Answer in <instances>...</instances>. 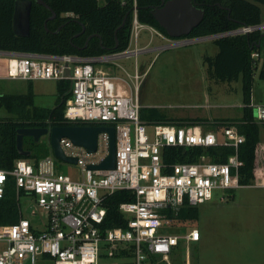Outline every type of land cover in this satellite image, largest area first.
I'll use <instances>...</instances> for the list:
<instances>
[{"label": "built area", "instance_id": "built-area-1", "mask_svg": "<svg viewBox=\"0 0 264 264\" xmlns=\"http://www.w3.org/2000/svg\"><path fill=\"white\" fill-rule=\"evenodd\" d=\"M132 6L130 41L121 51L85 56L0 49V55H8L2 76L69 80L65 118L114 126L116 136L115 166L111 169L88 167L100 163L108 154L107 130L98 133L95 151H88L68 137L60 139L65 154L77 157L76 163L58 159L48 141L47 155L38 159L19 158L11 169L0 167V198L12 175L19 202L21 194L29 195L43 212L34 220L21 211L17 222L0 225V240L7 242L0 249V264H41L47 260L54 264H100L102 253L113 256L120 246L130 245L134 264H172L171 255L180 243L199 241L201 233L196 226L179 233L166 231L175 226L167 209L177 214L185 204L198 205L213 198L216 191L264 186L262 160L259 179L241 182L240 168L244 162L239 156V146L246 137L235 121L219 120L206 125L197 121H147L141 117L140 86L146 71L136 62L131 72L117 58L137 56L150 49L147 44H138L143 28L149 29L151 36L163 33L139 19L137 0H133ZM257 29L263 30L264 22L242 24L211 36L249 34ZM196 40L181 37L175 42ZM132 43L135 47H131ZM259 56L258 51L252 52L253 58ZM250 106L254 120L264 124V103L251 102ZM212 145L231 146L234 152L225 161L212 160L207 154L192 162L164 160L168 147ZM260 146L264 148L263 141ZM58 163L77 166L78 175L73 177L59 170ZM118 190L134 195V199L119 204L127 226L107 228L105 200Z\"/></svg>", "mask_w": 264, "mask_h": 264}, {"label": "trees", "instance_id": "trees-1", "mask_svg": "<svg viewBox=\"0 0 264 264\" xmlns=\"http://www.w3.org/2000/svg\"><path fill=\"white\" fill-rule=\"evenodd\" d=\"M56 11L55 18H48L52 12L36 0H32L31 27L29 35L22 36L13 29L16 0H0V49L15 52H34L59 55H101L121 51L128 47L133 17V0H46ZM205 8L202 20L189 34L182 37H202L229 31L242 24L264 22V0H194ZM161 0H137L138 17L155 26L164 35L168 32L155 19L152 6ZM129 11L123 25L125 14ZM47 20V28L45 20ZM121 25V26H120ZM83 26L85 30L83 31ZM120 26V27H119ZM60 27V30H56ZM117 30V32H116ZM90 37L87 41V38ZM217 46L214 54H206L204 62L208 77L220 82L240 81L244 106L242 115L232 120L239 131L245 134V141L239 146V156L243 160L241 182H255L261 174L260 160L264 163V148L261 142L264 124L254 120L253 108L249 105L253 96L255 74L264 79V29L249 34H227L212 38ZM258 51V58L252 52ZM70 96V81L58 80L57 99L53 107L36 104L35 93L30 88L25 93L1 94L0 105L12 113V117L0 119V167L13 168L15 161L26 157L17 148V129L23 126H47L65 124H91L83 120H68L64 113ZM63 98V101L61 99ZM141 117L147 121H170V117L157 106H142ZM179 119V118H177ZM174 120L179 123L196 120ZM199 122V121H197ZM24 147L31 150L32 158H40L50 152L47 141L36 142L32 136L24 137ZM234 148L225 145L209 147L173 146L164 151L165 161L192 162L201 154H207L215 161H225ZM134 199L133 193L118 190L106 200L107 219L104 227L127 226L126 217L120 212L122 201ZM173 224H188L199 216L198 206L185 204L177 214L167 209ZM21 217L18 191L12 175L9 176L5 193L0 198V225L17 222ZM194 226V225H193ZM106 242L103 243V246ZM108 256L102 253L101 259ZM173 254L171 255L172 258ZM133 259V245L120 246L113 256Z\"/></svg>", "mask_w": 264, "mask_h": 264}, {"label": "rangeland", "instance_id": "rangeland-1", "mask_svg": "<svg viewBox=\"0 0 264 264\" xmlns=\"http://www.w3.org/2000/svg\"><path fill=\"white\" fill-rule=\"evenodd\" d=\"M212 38L176 43L177 38L164 34L151 36L150 30L143 28L138 44H147L150 49L137 56L119 57L117 61L131 72L136 62L146 71L140 86L142 106H157L170 121L191 119L207 125L213 121L236 120L244 106L241 83L220 82L208 77L204 56L218 49ZM7 58L8 55H0V95L25 93L31 85L36 104L53 107L58 80L2 76L6 72ZM251 102L264 103V79L258 72ZM12 116L0 105V119ZM40 140L48 142L46 136ZM262 141L264 143V134ZM57 165L59 170L73 177L79 173L78 167L72 164ZM20 204L25 217L38 220L43 215L29 195L21 194ZM197 206V220L166 229L179 233L194 225L201 233L199 241L180 243L171 258L172 264H264V186L216 191L213 198L202 200ZM6 246L7 242L0 240V249ZM41 264L54 263L47 260ZM100 264H134V260L106 256Z\"/></svg>", "mask_w": 264, "mask_h": 264}, {"label": "water", "instance_id": "water-1", "mask_svg": "<svg viewBox=\"0 0 264 264\" xmlns=\"http://www.w3.org/2000/svg\"><path fill=\"white\" fill-rule=\"evenodd\" d=\"M44 4L52 14L48 18H55L56 11L46 0H36ZM31 9L32 0H16L15 12L13 17V29L16 34L26 36L30 33L31 27ZM151 12L159 24L165 28L170 38H180L196 26L205 15V8L198 6L194 0H161L159 5L152 6ZM129 11L124 16L123 25L127 19ZM44 24L47 28V20ZM120 25V26H121ZM119 26V27H120ZM47 30H49L47 28ZM60 27L56 30L58 32ZM85 26H83V31ZM117 32V30H116ZM94 34H90L87 41ZM211 35L195 37L197 40L207 39ZM69 73V72H68ZM63 101V98L61 99ZM107 130L109 137V149L106 157L96 164H89L91 169H111L115 166V127L108 125L92 124H65V125H47V126H23L17 129V148L20 154L29 157L31 150L24 147V137L32 136L36 142L42 136H46L54 155L64 161L76 163L77 157L66 155L60 144L62 137L70 138L75 144L84 146L88 151L97 149L98 133Z\"/></svg>", "mask_w": 264, "mask_h": 264}, {"label": "crops", "instance_id": "crops-1", "mask_svg": "<svg viewBox=\"0 0 264 264\" xmlns=\"http://www.w3.org/2000/svg\"><path fill=\"white\" fill-rule=\"evenodd\" d=\"M189 254V253H188ZM174 255V254H173Z\"/></svg>", "mask_w": 264, "mask_h": 264}, {"label": "flooded vegetation", "instance_id": "flooded-vegetation-1", "mask_svg": "<svg viewBox=\"0 0 264 264\" xmlns=\"http://www.w3.org/2000/svg\"><path fill=\"white\" fill-rule=\"evenodd\" d=\"M181 38V37H180Z\"/></svg>", "mask_w": 264, "mask_h": 264}]
</instances>
